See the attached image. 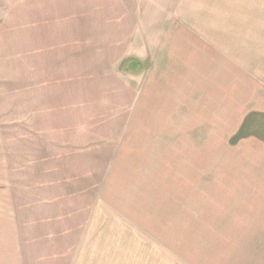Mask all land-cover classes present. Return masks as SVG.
<instances>
[{
  "label": "rangeland",
  "instance_id": "obj_1",
  "mask_svg": "<svg viewBox=\"0 0 264 264\" xmlns=\"http://www.w3.org/2000/svg\"><path fill=\"white\" fill-rule=\"evenodd\" d=\"M60 1L0 0V19L13 12L16 20L0 27L26 31L20 55L28 68L14 48V88L0 91V163L7 162L10 181L0 177V219L12 214L30 229L27 264H264V0ZM169 18L185 19L235 62L239 84L246 76L261 110L252 107L243 122L242 112L221 123L186 120L185 145L168 147L185 168L183 228L149 236L111 230L102 219L103 167L138 85L150 78L124 74L120 60L129 41L140 50L149 20L160 19L149 35L161 37Z\"/></svg>",
  "mask_w": 264,
  "mask_h": 264
},
{
  "label": "crops",
  "instance_id": "obj_2",
  "mask_svg": "<svg viewBox=\"0 0 264 264\" xmlns=\"http://www.w3.org/2000/svg\"><path fill=\"white\" fill-rule=\"evenodd\" d=\"M62 3L68 7L66 2ZM2 7L0 8L3 9ZM21 9L24 10L25 20L27 11ZM13 18L11 12L9 16L0 19V24L3 21L16 23ZM147 23L150 29L141 38L142 47L136 50L135 44L129 41L120 64L124 74L140 76L145 72L150 78L144 87L138 85L129 114L123 122L124 126L112 140L114 143L108 155L110 161L105 169L103 167L107 172L102 176L100 185L103 188L102 219L108 221L110 229L143 230L149 236L152 230H157L160 234L163 230H180L185 225V168L181 163H173L170 155L177 153L169 151L168 147L178 143L185 145L186 120L204 123L211 119L221 123L228 117V120H236L239 112H242L243 122L253 112L252 107L258 111L261 108H256L258 103L252 104L250 95L253 87H248L246 76L241 77L245 83L239 84L237 71L233 70V66L237 64L222 56L221 52H216L212 44L206 43L205 36L199 29H187L185 19L169 18L164 23L167 32L159 37L149 34L152 27L161 26L160 19L149 20ZM119 25L126 27L124 22H119ZM14 26L10 24L7 28L0 27V91H13V49L15 48V58H21L20 51L24 46L26 31L17 30L16 26L14 30ZM18 32L20 40L17 39ZM136 40H140V37ZM155 42L158 45L153 44ZM131 52V56L126 57ZM74 57L76 61V52ZM94 62L96 61L93 59V66ZM19 65L27 69L28 61L22 56ZM74 67H78L77 62ZM143 68L145 71H142ZM41 73L49 72L39 71L38 74ZM148 95H153V98ZM86 119L88 125L92 121L89 112ZM197 132L193 136L195 140L205 137L200 128H197ZM233 143L230 142L235 145ZM219 151L222 152L221 148ZM102 153L104 155V150ZM0 177L9 180L7 162L4 165L0 163ZM9 184L10 181L7 185ZM61 193L62 191L56 194L59 210H62L61 198L65 197ZM0 195L4 193L0 192ZM42 228L51 230L53 227L44 225ZM25 230L30 229L26 224L24 226V223H18L12 214L4 221L0 219V264H4V261L7 264H27L30 255ZM55 233L53 231L50 235L54 236ZM149 242L154 244L155 241L149 238ZM164 255L172 257L173 249L167 248Z\"/></svg>",
  "mask_w": 264,
  "mask_h": 264
},
{
  "label": "trees",
  "instance_id": "obj_3",
  "mask_svg": "<svg viewBox=\"0 0 264 264\" xmlns=\"http://www.w3.org/2000/svg\"><path fill=\"white\" fill-rule=\"evenodd\" d=\"M238 139H239V138H238ZM238 139H236V140H235V139H233V142H236Z\"/></svg>",
  "mask_w": 264,
  "mask_h": 264
}]
</instances>
